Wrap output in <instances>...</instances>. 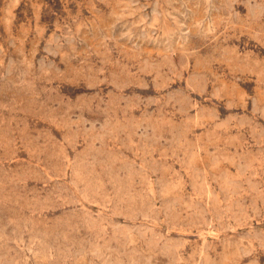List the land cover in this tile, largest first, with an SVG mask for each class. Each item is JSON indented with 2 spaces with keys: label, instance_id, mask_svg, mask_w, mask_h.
I'll return each mask as SVG.
<instances>
[{
  "label": "rangeland",
  "instance_id": "1",
  "mask_svg": "<svg viewBox=\"0 0 264 264\" xmlns=\"http://www.w3.org/2000/svg\"><path fill=\"white\" fill-rule=\"evenodd\" d=\"M0 264H264V0H0Z\"/></svg>",
  "mask_w": 264,
  "mask_h": 264
}]
</instances>
